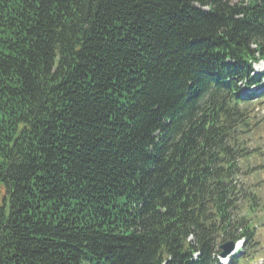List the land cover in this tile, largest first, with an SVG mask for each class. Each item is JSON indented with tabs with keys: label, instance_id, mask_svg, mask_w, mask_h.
I'll return each instance as SVG.
<instances>
[{
	"label": "trees",
	"instance_id": "obj_1",
	"mask_svg": "<svg viewBox=\"0 0 264 264\" xmlns=\"http://www.w3.org/2000/svg\"><path fill=\"white\" fill-rule=\"evenodd\" d=\"M259 58L264 0H0V264L248 245Z\"/></svg>",
	"mask_w": 264,
	"mask_h": 264
},
{
	"label": "rangeland",
	"instance_id": "obj_2",
	"mask_svg": "<svg viewBox=\"0 0 264 264\" xmlns=\"http://www.w3.org/2000/svg\"><path fill=\"white\" fill-rule=\"evenodd\" d=\"M231 3L237 2L238 0H229ZM264 106L256 112V119L259 124L256 126L255 131L251 139L249 140L250 148L254 151V157L252 159L253 168L255 170L246 181H250L256 184L255 191L259 196L258 206L256 210V218L253 217L254 226L256 229V240L255 251L252 256H263L264 257V112H262ZM4 195V187L0 182V203ZM264 262V261H263ZM87 264V263H83ZM264 264V263H263Z\"/></svg>",
	"mask_w": 264,
	"mask_h": 264
},
{
	"label": "water",
	"instance_id": "obj_3",
	"mask_svg": "<svg viewBox=\"0 0 264 264\" xmlns=\"http://www.w3.org/2000/svg\"><path fill=\"white\" fill-rule=\"evenodd\" d=\"M233 241H227L219 246L220 249H222V252L220 253V256H226L228 255L231 250L233 249Z\"/></svg>",
	"mask_w": 264,
	"mask_h": 264
}]
</instances>
